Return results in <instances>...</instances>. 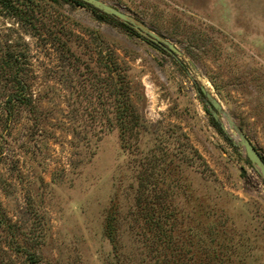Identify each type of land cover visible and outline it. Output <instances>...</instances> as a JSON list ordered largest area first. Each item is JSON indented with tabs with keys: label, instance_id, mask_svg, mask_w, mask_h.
<instances>
[{
	"label": "rangeland",
	"instance_id": "rangeland-1",
	"mask_svg": "<svg viewBox=\"0 0 264 264\" xmlns=\"http://www.w3.org/2000/svg\"><path fill=\"white\" fill-rule=\"evenodd\" d=\"M103 1L181 54L72 0H0V264H264L263 180L196 86L264 157V0Z\"/></svg>",
	"mask_w": 264,
	"mask_h": 264
},
{
	"label": "water",
	"instance_id": "water-1",
	"mask_svg": "<svg viewBox=\"0 0 264 264\" xmlns=\"http://www.w3.org/2000/svg\"><path fill=\"white\" fill-rule=\"evenodd\" d=\"M95 8L123 21L125 24L131 26L140 34L146 36L162 48L168 50L172 54H181V51L175 46L173 42L164 36L151 30L146 24L103 0H82ZM197 91L204 96V101L211 112L214 119L219 122L221 128L232 141L235 146L240 147L245 156L250 160L257 172L264 181V158L259 150L256 148L250 138L243 132L241 127L237 124L232 115L223 108L221 102L212 95L205 86L196 83ZM220 114L222 115L220 118Z\"/></svg>",
	"mask_w": 264,
	"mask_h": 264
},
{
	"label": "trees",
	"instance_id": "trees-1",
	"mask_svg": "<svg viewBox=\"0 0 264 264\" xmlns=\"http://www.w3.org/2000/svg\"><path fill=\"white\" fill-rule=\"evenodd\" d=\"M75 3H78L79 5H83V6H87L89 8H91L96 14L100 15L101 17L105 18V19H111L112 21L117 22V24H119L120 26H122L124 29H126L127 31L131 32V33H135L137 35H140L134 28H132L131 26L125 24L123 21L95 8L94 6L82 1V0H72ZM17 85L20 84L19 82H16ZM117 91V109L119 112V120L120 123L124 126L125 131L129 130V129H134L135 123L137 122V119L132 120V116H134L135 113V109L133 106H129L128 104V99L126 98V90L122 91L121 85H119L117 88H115ZM19 91V90H18ZM21 93V92H20ZM10 102L12 101H21L22 96L19 94V92L14 93L9 95ZM134 112V113H133ZM136 118V117H135ZM132 120V121H131ZM212 121L215 124V126L218 127V129L220 131L221 130V126L219 124V122H217L214 117H212ZM228 138V137H227ZM229 139V138H228ZM230 140V139H229ZM263 156V155H262ZM264 158V157H263ZM249 162V161H248ZM250 163V162H249ZM264 183V181H263Z\"/></svg>",
	"mask_w": 264,
	"mask_h": 264
}]
</instances>
